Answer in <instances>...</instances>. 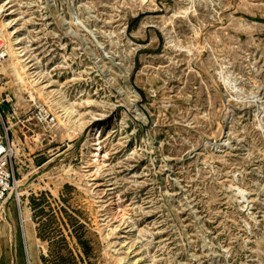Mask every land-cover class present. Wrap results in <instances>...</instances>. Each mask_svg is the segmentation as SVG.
Listing matches in <instances>:
<instances>
[{"label":"rangeland","instance_id":"rangeland-1","mask_svg":"<svg viewBox=\"0 0 264 264\" xmlns=\"http://www.w3.org/2000/svg\"><path fill=\"white\" fill-rule=\"evenodd\" d=\"M1 1L38 82L6 70L3 38L15 182L0 264H264V0ZM48 80L93 115L73 135L37 94Z\"/></svg>","mask_w":264,"mask_h":264},{"label":"bare ground","instance_id":"bare-ground-1","mask_svg":"<svg viewBox=\"0 0 264 264\" xmlns=\"http://www.w3.org/2000/svg\"><path fill=\"white\" fill-rule=\"evenodd\" d=\"M139 1H140V4L142 7L144 6L146 8H155V6H156L155 0H139ZM8 4H9V2H8ZM182 12H184V8H182L181 6L173 7L169 12V13H171L169 17L170 18L178 17ZM11 13H12V10L10 11V9H4V4L0 0V35H1L2 39L6 38V40H7L6 48L8 50V53L10 54V57H11V63L7 66L6 70H8L11 73V75L14 77V79L16 80L17 83H21V82L26 81L29 84V83H31L29 81L30 77L32 78V80H31L32 82H38L36 80V78L33 76L34 72H35L34 69L37 67L36 66L33 67V64H28L30 61L34 60L35 58L32 57V59L27 61L28 56H31V55L28 52L27 44L25 41V35L22 32L17 33L14 30V28L11 26V21H12V18L10 17ZM163 23L166 24V21L163 20ZM145 25H146V22L142 21L140 23V25L138 26L137 30H135L133 32V34H135V35L141 34ZM167 41H169V40H167ZM10 57H9V59H10ZM116 65H119V67L121 66L120 63H116ZM0 66H1V64H0ZM40 73H41V70H40ZM51 83L56 84V82L53 80H48L45 83H39L37 90H36L37 94L46 102L47 106L50 109L54 110V114L56 115L58 122L60 124H63V126L70 128V130H71L70 135H73L76 132L80 131L82 129V127L86 124V122H90L91 119L93 118V115L89 114L88 120L85 117H83V115L81 113H79L74 108L71 100L68 99L66 96H64L58 88H54L53 87L54 85H51ZM134 93L136 96L138 95L135 92V90H134ZM0 105H2V104L0 103ZM120 114H121L122 119H123L124 113L120 112ZM100 133H101V131L99 130V127H96V126L92 127L88 132V139L85 143V145L87 147L94 146L95 150L93 151V153L94 152L95 153L93 154V158H94L95 163L101 162L100 158L102 157V155L104 153L103 152L104 151L103 146L100 142V136H101ZM105 157H106V155H105ZM216 182H218V181H216ZM8 210H9V214L11 216L15 217L13 207L8 208ZM22 222L25 223L24 230H25L26 237L29 241V246H30L29 247V249H30L29 253H31V255L34 256L33 243H32L33 237H34L33 236V230H32V226L30 223V217H29L28 211H26V210L23 211ZM2 256H6L10 259V254L7 251H4ZM34 261L36 264V260H34Z\"/></svg>","mask_w":264,"mask_h":264},{"label":"built area","instance_id":"built-area-1","mask_svg":"<svg viewBox=\"0 0 264 264\" xmlns=\"http://www.w3.org/2000/svg\"><path fill=\"white\" fill-rule=\"evenodd\" d=\"M6 56L7 51L0 35V62H2ZM2 102L9 105L12 113L10 114L14 116L16 111L11 107V98L9 94L4 95ZM34 118L39 124L44 126L50 125L54 121V117L42 107L36 108ZM13 147L14 134L3 110L0 108V215H3L5 212L7 201L13 192L15 182L12 172Z\"/></svg>","mask_w":264,"mask_h":264},{"label":"crops","instance_id":"crops-1","mask_svg":"<svg viewBox=\"0 0 264 264\" xmlns=\"http://www.w3.org/2000/svg\"><path fill=\"white\" fill-rule=\"evenodd\" d=\"M135 28H137V27H135ZM146 47V46H145ZM11 222H12V224L14 223L12 220H11ZM10 231V230H9Z\"/></svg>","mask_w":264,"mask_h":264}]
</instances>
